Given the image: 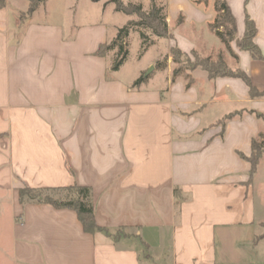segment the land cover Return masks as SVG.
Here are the masks:
<instances>
[{"label": "crops", "instance_id": "obj_1", "mask_svg": "<svg viewBox=\"0 0 264 264\" xmlns=\"http://www.w3.org/2000/svg\"><path fill=\"white\" fill-rule=\"evenodd\" d=\"M163 1L169 48H179L173 29L195 27L182 52L222 48L233 59L210 30L215 0ZM225 1L237 40L246 15L255 22L263 59L232 50L236 69L264 92V0ZM12 8L0 6V264H264V196L255 193L264 154L252 178L242 158L264 134V97L200 68L190 88L183 77L166 89L134 87L139 78L112 74L113 52L98 53L115 38L102 21L33 15L20 32ZM73 186L90 189L108 233L85 232L70 209L20 202L24 188Z\"/></svg>", "mask_w": 264, "mask_h": 264}, {"label": "trees", "instance_id": "obj_2", "mask_svg": "<svg viewBox=\"0 0 264 264\" xmlns=\"http://www.w3.org/2000/svg\"><path fill=\"white\" fill-rule=\"evenodd\" d=\"M94 3L103 2L105 0H91ZM107 4H112L114 10L132 20L128 21L124 27L117 31V36L109 43L102 45L99 54H107L116 51L117 60L112 71H119L120 66L126 58L127 39L131 32H137L143 41L145 47L156 44V39H169L171 33L167 23V12L165 5L158 4V0H151L149 10H144L141 4H125L122 0H106ZM250 0H245L247 6ZM47 0H29V7L26 11L28 17H32L35 12L45 5ZM201 4V0L195 2ZM0 6H5V0H0ZM214 10L216 16L210 24V30L215 33L227 53L237 62L238 56L232 50V44L236 43L241 51L249 52L255 60L263 59L260 49L255 43L257 28L255 22L246 15L245 33L242 39L237 40V24L231 9L225 0H215ZM182 21V20H181ZM192 55L195 58L194 63L187 62L186 59ZM172 58L174 69L172 71V81L175 83L178 78L183 77L187 81L186 88H190L194 79L192 73L201 68L206 71L211 80L217 78H233L242 80L249 88L251 99L264 97V92L252 84L250 77L241 69L233 70L226 63L223 52L219 53L216 61L210 59H201L198 51L193 50L190 54L182 52L178 47H172L165 59L157 64L158 70L167 68L168 58ZM148 78L140 77L134 83V87L146 84ZM230 115L227 119L233 118ZM258 119L264 122V116L257 114ZM264 154V134L252 142V154L250 157H243L251 165V178L256 173L259 162ZM20 202L22 204L40 203L48 204L56 209H70L76 212L85 232L94 234L101 229L95 218L94 206L91 201V191L88 188L73 186L60 189H31L24 188L20 191Z\"/></svg>", "mask_w": 264, "mask_h": 264}, {"label": "rangeland", "instance_id": "obj_3", "mask_svg": "<svg viewBox=\"0 0 264 264\" xmlns=\"http://www.w3.org/2000/svg\"><path fill=\"white\" fill-rule=\"evenodd\" d=\"M122 1L125 4H141L144 10H149V6L151 5V0ZM201 1L208 4L209 6L212 2L211 0H207V2L206 0ZM8 2L10 3L11 7H15L16 9H18L15 10L14 8H12L13 17L22 21L21 30H19L20 32H22V30L25 29L28 21H30L31 19V17H28L26 15V11L29 7V0H8ZM158 4L164 5V1L158 0ZM33 19L35 22L62 23L66 24V26H70V23L73 21L76 22L77 26H84L86 24L89 25L95 22L102 21L103 24L109 26V35L110 37L112 36V38L117 36V32L114 26L124 27L128 21L132 20L131 18L115 12L114 6L112 4H107L106 0L99 3H94L91 0H47L46 4L42 5L36 11ZM205 28L206 27H204L203 29H197L202 30V32L206 33L207 31ZM195 29V27H186L180 31H177L175 29L172 30L176 41H178L180 49V45H182L184 41L186 42V40H188L187 38H190V35L194 33ZM177 32L180 33L179 37H177L176 35ZM203 35L205 37V34ZM207 37L208 36H206V38ZM171 39H173V36H171L169 40L156 39L155 45L145 47L139 33L131 32L128 36L127 46L125 48L127 52L126 58L120 66L119 71H112V74L118 75L117 77L123 79L124 81H133L136 78L140 77H143L144 79L148 78L145 82L146 84H150L155 88L166 89L169 85L168 81H172V74L169 75L165 70H158L157 64L160 61L162 62L165 57L168 56L169 51L172 48H169V41ZM210 39L211 41L218 43V41L213 36H211ZM220 49L221 52L223 51L228 66L231 69L236 70V61L234 59H231L222 48ZM220 49H214L211 51L207 48H205L204 50L200 48L198 53L201 59H210L211 61H216ZM116 60L117 56L115 51L109 55V63L111 68L115 64ZM156 61L159 62H157L156 64ZM186 61L194 63L195 58L192 55H189V58H187ZM153 63L155 64L153 66H150V64ZM172 67L174 69V65H172ZM262 169L263 170L261 171L258 180L255 182V193L257 198L264 196V164L262 166ZM124 234H129V232L124 231Z\"/></svg>", "mask_w": 264, "mask_h": 264}, {"label": "water", "instance_id": "obj_4", "mask_svg": "<svg viewBox=\"0 0 264 264\" xmlns=\"http://www.w3.org/2000/svg\"><path fill=\"white\" fill-rule=\"evenodd\" d=\"M153 69V68H152Z\"/></svg>", "mask_w": 264, "mask_h": 264}]
</instances>
